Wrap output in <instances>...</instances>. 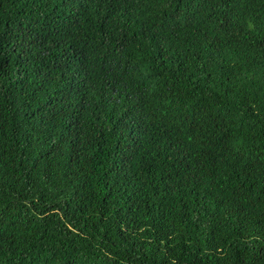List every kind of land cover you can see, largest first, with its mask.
Masks as SVG:
<instances>
[{"label":"trees","instance_id":"obj_1","mask_svg":"<svg viewBox=\"0 0 264 264\" xmlns=\"http://www.w3.org/2000/svg\"><path fill=\"white\" fill-rule=\"evenodd\" d=\"M0 264H264V0H0Z\"/></svg>","mask_w":264,"mask_h":264}]
</instances>
